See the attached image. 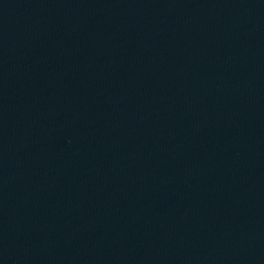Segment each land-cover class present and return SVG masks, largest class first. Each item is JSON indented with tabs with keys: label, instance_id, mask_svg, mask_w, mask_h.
<instances>
[{
	"label": "water",
	"instance_id": "1",
	"mask_svg": "<svg viewBox=\"0 0 264 264\" xmlns=\"http://www.w3.org/2000/svg\"><path fill=\"white\" fill-rule=\"evenodd\" d=\"M0 264H264V0H0Z\"/></svg>",
	"mask_w": 264,
	"mask_h": 264
}]
</instances>
